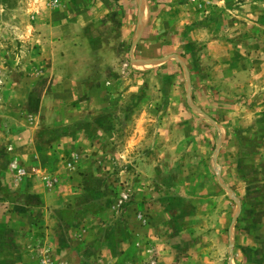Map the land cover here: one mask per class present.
Here are the masks:
<instances>
[{
  "label": "rangeland",
  "instance_id": "obj_1",
  "mask_svg": "<svg viewBox=\"0 0 264 264\" xmlns=\"http://www.w3.org/2000/svg\"><path fill=\"white\" fill-rule=\"evenodd\" d=\"M262 3L174 0L169 77L112 1L0 0V264H264Z\"/></svg>",
  "mask_w": 264,
  "mask_h": 264
},
{
  "label": "crops",
  "instance_id": "obj_2",
  "mask_svg": "<svg viewBox=\"0 0 264 264\" xmlns=\"http://www.w3.org/2000/svg\"><path fill=\"white\" fill-rule=\"evenodd\" d=\"M109 1L116 5L139 66L144 70L158 69L169 77L179 75L178 68L185 61L184 39L182 28L175 23L174 0H101V4ZM185 83H190L187 77Z\"/></svg>",
  "mask_w": 264,
  "mask_h": 264
}]
</instances>
